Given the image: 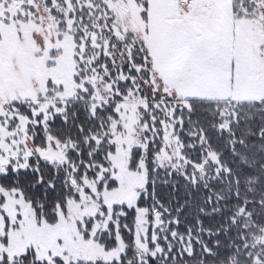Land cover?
Here are the masks:
<instances>
[{"label":"snow or ice","instance_id":"1","mask_svg":"<svg viewBox=\"0 0 264 264\" xmlns=\"http://www.w3.org/2000/svg\"><path fill=\"white\" fill-rule=\"evenodd\" d=\"M0 264H264V0H0Z\"/></svg>","mask_w":264,"mask_h":264}]
</instances>
